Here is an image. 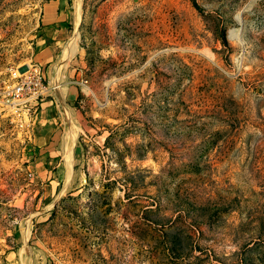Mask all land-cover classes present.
I'll return each instance as SVG.
<instances>
[{"label":"rangeland","instance_id":"obj_1","mask_svg":"<svg viewBox=\"0 0 264 264\" xmlns=\"http://www.w3.org/2000/svg\"><path fill=\"white\" fill-rule=\"evenodd\" d=\"M52 1L73 165L0 106V264H264V0H0V98Z\"/></svg>","mask_w":264,"mask_h":264},{"label":"crops","instance_id":"obj_2","mask_svg":"<svg viewBox=\"0 0 264 264\" xmlns=\"http://www.w3.org/2000/svg\"><path fill=\"white\" fill-rule=\"evenodd\" d=\"M47 7L50 13L43 18L45 25L36 39L33 58L43 67L51 90L39 112L32 118L29 136L30 148L36 156L35 178L55 183L54 180L63 177L73 165L71 154L68 153L75 136V130L71 127L72 119L77 114L71 106L76 104L79 92L71 84L72 70L65 68L64 73L60 72L63 57L59 59L56 51L66 37V30L60 23L62 16L57 10V2L52 1ZM53 11L56 13L52 14ZM67 110L70 113L66 114ZM11 264L22 263L13 257Z\"/></svg>","mask_w":264,"mask_h":264},{"label":"built area","instance_id":"obj_3","mask_svg":"<svg viewBox=\"0 0 264 264\" xmlns=\"http://www.w3.org/2000/svg\"><path fill=\"white\" fill-rule=\"evenodd\" d=\"M10 71L11 83L2 92L0 106L8 118L29 129L33 116L49 97L51 87L43 67L34 60Z\"/></svg>","mask_w":264,"mask_h":264},{"label":"bare ground","instance_id":"obj_4","mask_svg":"<svg viewBox=\"0 0 264 264\" xmlns=\"http://www.w3.org/2000/svg\"><path fill=\"white\" fill-rule=\"evenodd\" d=\"M78 15V13H77ZM75 41L71 40L66 44V47L64 49V56H63V60H66L69 58V56H71L75 51ZM69 133V132H68Z\"/></svg>","mask_w":264,"mask_h":264}]
</instances>
